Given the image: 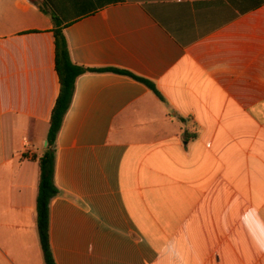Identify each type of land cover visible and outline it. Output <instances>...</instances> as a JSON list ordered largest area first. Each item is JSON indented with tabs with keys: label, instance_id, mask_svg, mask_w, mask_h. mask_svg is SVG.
<instances>
[{
	"label": "crops",
	"instance_id": "crops-1",
	"mask_svg": "<svg viewBox=\"0 0 264 264\" xmlns=\"http://www.w3.org/2000/svg\"><path fill=\"white\" fill-rule=\"evenodd\" d=\"M44 5L87 69L56 140V263L264 264V0H0V264H45Z\"/></svg>",
	"mask_w": 264,
	"mask_h": 264
},
{
	"label": "trees",
	"instance_id": "trees-1",
	"mask_svg": "<svg viewBox=\"0 0 264 264\" xmlns=\"http://www.w3.org/2000/svg\"><path fill=\"white\" fill-rule=\"evenodd\" d=\"M45 13L52 16L54 21L55 38V65L56 72L60 81V92L52 110L50 119V128L47 136V150L39 159L40 181L36 203L37 228L42 247L45 264H57L52 253L49 236L50 204L56 198L60 191L55 184V163H56V140L64 118L70 109L75 93L77 79L83 75L87 69L74 63L70 54L68 41L65 35V26L56 17L55 13L50 11L46 5L42 7ZM112 70V69H110ZM116 71L120 74L128 75L134 79L146 84L156 91L154 85L147 80L139 78L126 71ZM198 137L196 132L184 131L185 142L194 141Z\"/></svg>",
	"mask_w": 264,
	"mask_h": 264
}]
</instances>
